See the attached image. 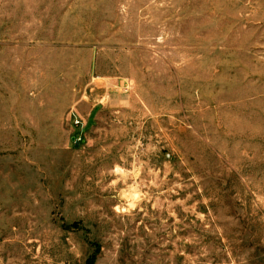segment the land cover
<instances>
[{
    "label": "rangeland",
    "instance_id": "374dc122",
    "mask_svg": "<svg viewBox=\"0 0 264 264\" xmlns=\"http://www.w3.org/2000/svg\"><path fill=\"white\" fill-rule=\"evenodd\" d=\"M0 264H264V0H0Z\"/></svg>",
    "mask_w": 264,
    "mask_h": 264
},
{
    "label": "water",
    "instance_id": "95a60500",
    "mask_svg": "<svg viewBox=\"0 0 264 264\" xmlns=\"http://www.w3.org/2000/svg\"><path fill=\"white\" fill-rule=\"evenodd\" d=\"M72 141H74V148H77L78 141L75 138H72Z\"/></svg>",
    "mask_w": 264,
    "mask_h": 264
},
{
    "label": "built area",
    "instance_id": "2783aa9c",
    "mask_svg": "<svg viewBox=\"0 0 264 264\" xmlns=\"http://www.w3.org/2000/svg\"><path fill=\"white\" fill-rule=\"evenodd\" d=\"M76 124H78V122H76Z\"/></svg>",
    "mask_w": 264,
    "mask_h": 264
}]
</instances>
